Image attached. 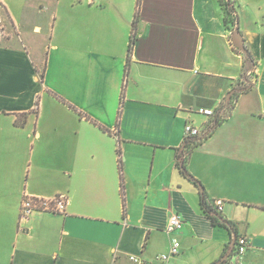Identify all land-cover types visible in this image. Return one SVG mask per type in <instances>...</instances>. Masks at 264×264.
Wrapping results in <instances>:
<instances>
[{
    "label": "crops",
    "instance_id": "obj_1",
    "mask_svg": "<svg viewBox=\"0 0 264 264\" xmlns=\"http://www.w3.org/2000/svg\"><path fill=\"white\" fill-rule=\"evenodd\" d=\"M32 1L0 0V264H161L174 241L163 264H214L232 234L200 190L264 264V0H232L246 72L220 0ZM185 124L208 135L183 156L200 189L177 165ZM25 196L65 213L20 220Z\"/></svg>",
    "mask_w": 264,
    "mask_h": 264
},
{
    "label": "built area",
    "instance_id": "obj_2",
    "mask_svg": "<svg viewBox=\"0 0 264 264\" xmlns=\"http://www.w3.org/2000/svg\"><path fill=\"white\" fill-rule=\"evenodd\" d=\"M2 38H7L4 25L2 23V20H0V40ZM197 113L203 116H210L213 117L214 112L211 111V109H198ZM184 132L186 137H198L200 136V132L195 129L190 124H185ZM63 196H58L54 199H44L40 197H32V196H25L21 200V208H20V220H26L30 215L38 214V213H48V214H54L59 215L65 213V201ZM221 204L222 202L217 201L215 203L216 208L218 211H221ZM182 221L180 220V217L176 215V213H173L168 221L165 228V231L167 233H177L182 229ZM247 248V239L244 236H237L235 238V247L233 250V264H243L241 259L243 257V254L246 252ZM180 250V244L178 242H173L170 250L167 254H162L159 256H156V260L163 264L168 262L170 257H176L178 255V251ZM116 257H114L115 262ZM129 264H149L148 262L142 260L141 257L137 255H130L127 258Z\"/></svg>",
    "mask_w": 264,
    "mask_h": 264
},
{
    "label": "trees",
    "instance_id": "obj_3",
    "mask_svg": "<svg viewBox=\"0 0 264 264\" xmlns=\"http://www.w3.org/2000/svg\"><path fill=\"white\" fill-rule=\"evenodd\" d=\"M220 4L223 7L224 11H225V18L224 21L226 24H232L234 25L236 28H238V26L236 25L237 22V14H236V10L233 6L232 0H220ZM132 42H134V38L132 37V39H130L129 45L132 44ZM244 66L246 63L249 64V68L251 69L252 65H253V58L252 56L248 53V51L246 49H244ZM243 92H245L247 90V88L242 89ZM235 93L238 92V89L234 90ZM234 93V94H235ZM226 107L230 108L231 107V103L226 104ZM214 117V121L212 126H216L218 125L222 119L219 117L218 113H214L213 115ZM208 135H202L200 134V136L198 137H187L186 139H184V143H183V147H184V151L180 152L179 155H177V165L179 168V172L192 180V182L199 187V189L201 188L200 183L196 180H193V178L191 177V175H189L187 173V168L185 165V160L183 158V156L185 154H187L192 148L196 147L202 140H204ZM214 201H211L208 198V195L204 192L200 190V207L202 209V211L204 212V214L207 216L208 219H210V223L215 226H222L223 228L227 229L228 232L230 234H236L237 235V231L235 229V226L233 223L226 221L225 219H223L222 215L220 214V211H218V209L215 206ZM219 216V217H218ZM229 247L226 248V250L223 252V256L226 254V252H228ZM222 256V257H223ZM233 258V253L230 254V256L228 257L227 260L225 261H221L220 264H229L230 259ZM220 260V259H219Z\"/></svg>",
    "mask_w": 264,
    "mask_h": 264
},
{
    "label": "water",
    "instance_id": "obj_4",
    "mask_svg": "<svg viewBox=\"0 0 264 264\" xmlns=\"http://www.w3.org/2000/svg\"><path fill=\"white\" fill-rule=\"evenodd\" d=\"M230 40L232 43V46L239 50L240 52L244 53V39L241 35V33L239 32L238 28L233 29V31L230 34ZM234 93V91H232L231 93H228L226 95V102L228 103L230 100L231 95ZM183 148H181V152L183 151ZM219 217V216H218ZM237 237L236 234H232L231 237V242H230V246H229V250L228 252H226V254L220 258V260H218L216 263L214 264H220L221 261H225L228 259V257L230 256L231 253H233L234 247H235V238Z\"/></svg>",
    "mask_w": 264,
    "mask_h": 264
},
{
    "label": "rangeland",
    "instance_id": "obj_5",
    "mask_svg": "<svg viewBox=\"0 0 264 264\" xmlns=\"http://www.w3.org/2000/svg\"><path fill=\"white\" fill-rule=\"evenodd\" d=\"M16 2H18V1H16ZM22 2L25 3L26 0H22ZM36 2H37V0H36ZM36 2L32 1L31 5L36 4ZM27 10L29 11V9H27ZM28 17L32 18V16H30V15H28ZM40 19L43 21V24H42L43 26H45V25H47L49 23V21H48L49 20V16H47V15L40 16ZM45 28H47V27H45ZM45 28H44V31H45ZM4 29H5L6 35L8 37L10 35V29H9V27L7 25H4ZM40 40H42V39H40ZM37 43H38V41H37ZM39 43L42 44L41 41ZM248 68H249V64L246 63L245 64V72L248 70ZM245 72H244V74H245ZM251 77L252 76L251 75H247V73L244 76L245 79L243 77H241V80H239L240 85L238 86V89L239 88H243V89L247 88V86L249 85V83H248L249 81L248 80H250ZM224 113H225V111H223V113L221 114L222 117L227 115V113H225V114ZM221 116H220V118H221Z\"/></svg>",
    "mask_w": 264,
    "mask_h": 264
}]
</instances>
